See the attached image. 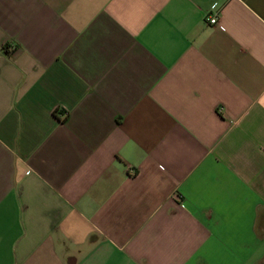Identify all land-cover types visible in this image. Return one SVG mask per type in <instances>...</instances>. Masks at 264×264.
<instances>
[{
	"label": "crops",
	"instance_id": "crops-1",
	"mask_svg": "<svg viewBox=\"0 0 264 264\" xmlns=\"http://www.w3.org/2000/svg\"><path fill=\"white\" fill-rule=\"evenodd\" d=\"M0 264H264V0H0Z\"/></svg>",
	"mask_w": 264,
	"mask_h": 264
},
{
	"label": "built area",
	"instance_id": "built-area-1",
	"mask_svg": "<svg viewBox=\"0 0 264 264\" xmlns=\"http://www.w3.org/2000/svg\"><path fill=\"white\" fill-rule=\"evenodd\" d=\"M213 8H214V6H213ZM207 20L212 25L217 24V17L215 15L214 16H211V17H207Z\"/></svg>",
	"mask_w": 264,
	"mask_h": 264
}]
</instances>
